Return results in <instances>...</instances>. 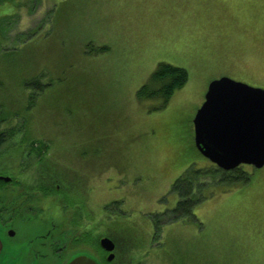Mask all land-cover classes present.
Segmentation results:
<instances>
[{"label": "rangeland", "instance_id": "1", "mask_svg": "<svg viewBox=\"0 0 264 264\" xmlns=\"http://www.w3.org/2000/svg\"><path fill=\"white\" fill-rule=\"evenodd\" d=\"M163 62L189 80L156 110L138 91ZM221 77L264 89V0H0V175L83 171L90 210L133 235L139 264H264V167L173 219L175 182L214 165L194 119Z\"/></svg>", "mask_w": 264, "mask_h": 264}, {"label": "flooded vegetation", "instance_id": "2", "mask_svg": "<svg viewBox=\"0 0 264 264\" xmlns=\"http://www.w3.org/2000/svg\"><path fill=\"white\" fill-rule=\"evenodd\" d=\"M59 165L43 160L31 178L21 164L19 174L11 168L0 175V191L5 189L4 197L0 195V264H69L82 255L100 264H139L133 235L125 240L124 229L109 226L90 210L86 173L61 166L67 169L63 171ZM14 189L15 195L10 193ZM105 237L115 243L112 251L102 246Z\"/></svg>", "mask_w": 264, "mask_h": 264}, {"label": "water", "instance_id": "3", "mask_svg": "<svg viewBox=\"0 0 264 264\" xmlns=\"http://www.w3.org/2000/svg\"><path fill=\"white\" fill-rule=\"evenodd\" d=\"M194 129L197 149L219 168L264 167V89L229 77L212 81ZM102 246L112 251L115 243L105 237ZM69 264L100 263L82 255Z\"/></svg>", "mask_w": 264, "mask_h": 264}, {"label": "trees", "instance_id": "4", "mask_svg": "<svg viewBox=\"0 0 264 264\" xmlns=\"http://www.w3.org/2000/svg\"><path fill=\"white\" fill-rule=\"evenodd\" d=\"M100 50L106 51L108 48ZM188 80L189 73L186 69L165 62L160 63L149 81L139 89L138 97L143 101L158 99L161 103L155 109H164L175 92L183 88ZM41 89L44 90V86H41ZM35 97V93L31 95L29 107H32ZM7 140L8 134L0 133V147L4 146ZM249 180L250 174L242 166L229 171L215 164L209 168L187 170L173 185V191L179 196L178 206L173 211L175 213L173 219L196 220L194 210L197 205L215 194L246 184Z\"/></svg>", "mask_w": 264, "mask_h": 264}]
</instances>
